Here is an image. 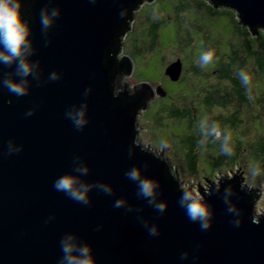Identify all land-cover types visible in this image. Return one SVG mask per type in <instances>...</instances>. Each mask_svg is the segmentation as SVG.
Wrapping results in <instances>:
<instances>
[{
    "label": "water",
    "instance_id": "95a60500",
    "mask_svg": "<svg viewBox=\"0 0 264 264\" xmlns=\"http://www.w3.org/2000/svg\"><path fill=\"white\" fill-rule=\"evenodd\" d=\"M152 1L19 0L31 28L28 59L38 67L22 78L15 65L0 64V264H59L67 236L92 246L97 264H264V214L255 213L260 191L237 172L210 182L201 197L211 224L202 230L181 207L187 191L178 172L164 153L139 141L138 116L155 90L149 82L130 88L124 77L132 74V59L119 56L136 10ZM209 1L235 11L253 35L264 30V0ZM44 7L49 14L58 10L46 35ZM182 71L179 60L165 74L178 81ZM52 73L58 79L50 80ZM5 74L26 80L28 94L3 87ZM157 93L167 95L162 87ZM81 110L87 123L77 129L72 117ZM77 167L88 172L76 173ZM133 167L156 182V202L166 211L138 195L137 183L125 175ZM65 174L110 186L112 194L93 187L88 205L75 202L53 188ZM116 200L122 207L113 206ZM233 206L239 216L229 211Z\"/></svg>",
    "mask_w": 264,
    "mask_h": 264
},
{
    "label": "rangeland",
    "instance_id": "374dc122",
    "mask_svg": "<svg viewBox=\"0 0 264 264\" xmlns=\"http://www.w3.org/2000/svg\"><path fill=\"white\" fill-rule=\"evenodd\" d=\"M196 3L195 0H154L143 3L136 10L130 30L124 36L123 51L119 57L126 55L133 64L132 74L125 76V81L130 88L149 82L155 90V98L138 116L139 141L146 148L164 153L178 172L186 191L193 196L196 193L203 195L210 182L237 172L245 185L260 191L261 195L255 202V213L263 215L264 66L248 55L241 54L240 58L247 56L244 72L251 77L249 85L242 82L245 88H249V93L245 92L243 99L234 92L232 84L216 72L218 58L217 62L212 61L201 67L200 56L207 52L204 48L206 42L212 43V31L220 40L216 49L221 51L219 54L228 55V63L237 57L241 38L231 15L213 18L198 11ZM156 23H159V37L153 43L150 32ZM179 60L185 70L181 74L183 78L172 81L165 70ZM192 67H198L201 72L196 73ZM234 70L235 75L237 68ZM158 87L165 89L167 95L160 96ZM219 90L220 95L217 92ZM225 91L231 97L222 108L217 105L228 100ZM211 92L212 105H208L207 97ZM237 109L238 115L231 117ZM178 110L184 111L182 113L185 116L178 118L172 114L178 113ZM205 118L209 130L211 123L215 122L222 132H231V141L227 146L232 148V155L223 153L222 138L216 140L212 135L201 133L200 122ZM162 142H166L168 147L162 148ZM191 147L198 153L199 169L195 175L186 166V154ZM222 161L223 164L220 163ZM256 168L259 169V175L253 176Z\"/></svg>",
    "mask_w": 264,
    "mask_h": 264
},
{
    "label": "clouds",
    "instance_id": "9594fccd",
    "mask_svg": "<svg viewBox=\"0 0 264 264\" xmlns=\"http://www.w3.org/2000/svg\"><path fill=\"white\" fill-rule=\"evenodd\" d=\"M19 0H0V64L11 68L15 65L14 75L17 77H28L35 72L38 67V62H30L28 56L31 55L32 41L30 39L31 28L28 24L24 23L20 14ZM40 24L42 31L46 35L48 30L52 28L55 18L58 16V10L52 11L50 14L46 7L42 8L39 13ZM47 41L45 46H47ZM214 54L212 51H207L200 56V65L204 67L213 61ZM241 81L247 86L251 83V77L241 71L239 73ZM34 79L38 78L33 76ZM50 80L58 79L56 73H52L49 77ZM3 87L7 88L9 92L18 97L28 94L27 81L21 79L19 82L11 79L7 74L4 75L2 80ZM29 112L27 115H31ZM73 124L77 129H81L87 123L84 118L83 110L76 112L73 117ZM207 118L200 122V130L204 135H212L216 140L222 138V151L226 155H232V148L228 147L231 141V132L229 130L221 131L218 123L213 122L209 130ZM202 144V141H200ZM162 148L168 147L166 142L161 143ZM19 152V149L16 150ZM11 154V152H9ZM76 173L86 174L87 167H77L73 169ZM128 179L137 183L138 195L148 199L149 204L159 212L166 211L165 203H157L155 197L156 182L149 178H142L141 169L138 167L131 168L126 174ZM253 176L259 175V169L256 168ZM99 188L100 191L107 195L112 194V188L104 184H84L76 176L72 174H65L57 178L53 183V188L64 193L67 197L75 202L88 205L90 197L88 195L91 188ZM124 204L123 200H116L114 203L115 208H120ZM181 207L184 208L189 220L196 223L199 222L202 230H207L210 227V212L208 207L203 203V198L199 193L193 196L191 193L185 192L180 200ZM235 210L239 216V210L235 206L229 208V211ZM234 226L239 227L241 219L233 221ZM150 235H158L155 228L149 229ZM72 236H67L60 240L61 252L63 253L59 264H97L93 256V249L87 243L77 245L72 242ZM77 255H73V253ZM185 258V257H182Z\"/></svg>",
    "mask_w": 264,
    "mask_h": 264
},
{
    "label": "trees",
    "instance_id": "16d2710c",
    "mask_svg": "<svg viewBox=\"0 0 264 264\" xmlns=\"http://www.w3.org/2000/svg\"><path fill=\"white\" fill-rule=\"evenodd\" d=\"M197 2H199V3H196L197 10L205 12V15L212 16L213 18L231 15L232 19L234 18V23L236 26L235 30L238 31L240 38H241V46H240L241 49H237V57L232 58L230 63L226 62L223 66L218 65L219 66L218 69H222V71H223V73H221L220 75L218 74V75L220 77H222L223 79H225L226 81H229L232 84L234 92L237 94V96H240L243 99L244 94L246 95L245 92L249 93L248 92L249 88L244 87V85L240 79L239 73L241 71H243V72L245 71V67H246V64L248 63V61H247V56H244L242 58H240V57L243 54L248 55L249 58L255 59L257 63L262 64V66H264V30L260 29L258 36L253 35L247 27H244V26L239 24L238 18H237V13L235 11H233L232 9H229L226 7L224 8L221 6L216 8L210 3L209 0H198ZM212 7L214 9L213 15H212V9H211ZM222 9H228V11H231L232 13L227 12L226 10H224V12H223ZM158 26H159V23H156L151 28L150 35L153 38V40H152L153 43H156V41L159 37ZM234 53H236V52H234ZM235 67L237 68V71L235 72L236 74L234 75L233 72L235 71L234 70ZM192 68H195L196 73L201 72V70L198 67H192ZM215 70H217V68ZM180 79H181V77H180ZM217 92L220 95V90ZM224 93L227 94V96L226 95L225 96L228 98V100L226 99V102H221L220 105H217V106H221L222 108H223V106H225L229 103V96H230L229 92L227 93V91H225ZM242 99H241V101H242ZM207 101H208L207 102L208 105H212V92H211L210 96L207 97ZM213 102H214V99H213ZM238 112H239V110L237 109L231 117H235V115H238L237 114ZM172 114H176L175 116L178 118H182L185 116L182 113H172ZM211 125H212V123H211ZM186 158H187L186 159L187 169L189 170V172H191L193 175H195L199 169L198 153L195 152V148L191 147L189 149V152L186 154ZM220 163L223 164V161Z\"/></svg>",
    "mask_w": 264,
    "mask_h": 264
},
{
    "label": "flooded vegetation",
    "instance_id": "af4514ba",
    "mask_svg": "<svg viewBox=\"0 0 264 264\" xmlns=\"http://www.w3.org/2000/svg\"><path fill=\"white\" fill-rule=\"evenodd\" d=\"M196 1V0H195ZM198 1V0H197ZM196 1V2H197ZM197 3H199V2H197ZM212 9V15L214 14V9H213V7L211 8ZM224 10H226L227 12H231V11H228V9H222V11L224 12ZM222 12V13H223ZM232 13V12H231ZM224 14V13H223ZM206 35V34H205ZM220 40L216 37V33L215 32H213L212 31V43L211 44H209V43H207L206 42V45L204 46V48H205V51H210L211 50V48H212V52H213V54H215V57H213V61H216V58H218L219 59V61H218V65L219 66H223L226 62L228 63V61H226L227 60V57H228V55L225 53V54H219L221 51L220 50H218V49H216L217 47H218V42H219ZM216 51V52H215ZM217 62V61H216ZM219 66H217V70H216V72L220 75L221 73H223V71H222V69H218V67ZM184 68H183V71H182V75L184 74ZM181 78H183V77H181ZM208 102V101H207ZM171 110H173V109H171ZM174 111V110H173ZM174 112H176V111H174ZM178 113H184V111H180V110H178L177 111ZM182 113V114H183Z\"/></svg>",
    "mask_w": 264,
    "mask_h": 264
}]
</instances>
